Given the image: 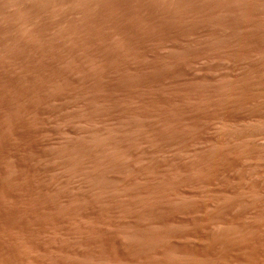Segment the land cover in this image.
Wrapping results in <instances>:
<instances>
[{"label": "rangeland", "instance_id": "1", "mask_svg": "<svg viewBox=\"0 0 264 264\" xmlns=\"http://www.w3.org/2000/svg\"><path fill=\"white\" fill-rule=\"evenodd\" d=\"M0 264H264V0H0Z\"/></svg>", "mask_w": 264, "mask_h": 264}, {"label": "bare ground", "instance_id": "2", "mask_svg": "<svg viewBox=\"0 0 264 264\" xmlns=\"http://www.w3.org/2000/svg\"><path fill=\"white\" fill-rule=\"evenodd\" d=\"M263 56V55H262ZM223 106V105H222ZM256 126V125H255ZM259 127V126H258ZM262 136V135H261ZM221 138V137H220ZM254 138V137H253ZM259 148V147H258ZM259 162V161H258ZM248 177V176H247ZM254 198V197H253ZM207 212V211H206ZM164 223V222H163ZM171 248V247H170ZM134 262V261H133ZM244 263V262H243Z\"/></svg>", "mask_w": 264, "mask_h": 264}]
</instances>
